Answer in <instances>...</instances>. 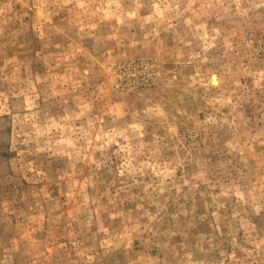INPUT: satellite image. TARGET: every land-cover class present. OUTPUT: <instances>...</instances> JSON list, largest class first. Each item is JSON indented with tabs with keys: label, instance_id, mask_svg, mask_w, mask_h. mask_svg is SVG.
I'll return each instance as SVG.
<instances>
[{
	"label": "rangeland",
	"instance_id": "1",
	"mask_svg": "<svg viewBox=\"0 0 264 264\" xmlns=\"http://www.w3.org/2000/svg\"><path fill=\"white\" fill-rule=\"evenodd\" d=\"M0 264H264V0H0Z\"/></svg>",
	"mask_w": 264,
	"mask_h": 264
}]
</instances>
